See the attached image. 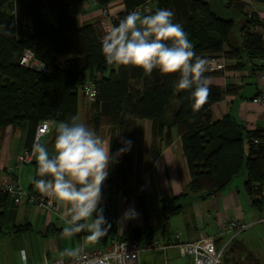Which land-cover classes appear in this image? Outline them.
<instances>
[{"label": "trees", "instance_id": "obj_1", "mask_svg": "<svg viewBox=\"0 0 264 264\" xmlns=\"http://www.w3.org/2000/svg\"><path fill=\"white\" fill-rule=\"evenodd\" d=\"M82 1L85 0H75ZM97 1L102 5L110 2ZM147 1L123 0L124 10L111 19L112 25ZM223 5L241 15L240 26L232 13L221 16L210 0H159L151 13L160 8L173 11L174 22L182 25L195 52L204 59L224 56L236 59L235 67L241 68L264 58V38L254 30L256 14L253 12V17L248 18L245 3L237 0H227ZM235 28L239 35L237 44L231 41ZM104 35L100 22L79 26L67 0H0V134L7 126L18 128L26 124L29 147L40 122L67 121L78 115L81 86L91 81L96 95L85 124L95 132L108 129L114 156L125 146V140L132 142L131 149L110 165L107 187L113 192L133 191L128 186L133 174L135 127L138 120L146 119L151 122L149 164H153L163 146L170 144L171 129L175 127L191 175L188 192L212 195L244 174L242 189L251 206L264 211V130H248L230 116L219 120L211 116L212 104L231 87L209 84L207 103L193 114L191 90L179 91L175 86L178 74L161 75L154 70L146 76L140 68L108 65L101 52ZM25 50L45 63L48 72L19 63ZM60 56L68 57L59 61ZM221 72L207 70L205 75L211 78ZM173 101L178 103L176 109H172ZM33 165L37 168L36 162ZM136 193L143 204L140 177L136 179ZM165 209L173 214L180 207L169 204ZM107 228L114 230V225ZM146 233L147 229L134 230L133 237L143 238ZM227 254L237 256H233V264H262L240 243L229 245L222 263L229 264Z\"/></svg>", "mask_w": 264, "mask_h": 264}, {"label": "crops", "instance_id": "obj_2", "mask_svg": "<svg viewBox=\"0 0 264 264\" xmlns=\"http://www.w3.org/2000/svg\"><path fill=\"white\" fill-rule=\"evenodd\" d=\"M71 3V12L79 26L92 22H100L104 28L119 12L124 10L123 0H110L106 5L97 0H85ZM227 0H210L213 8L221 15L229 14L235 17L238 26L242 17L234 9L223 5ZM245 3L246 10H252L258 22L254 30L264 28V0H237ZM151 12H142V15ZM113 26V25H112ZM232 43L239 42L237 28L232 34ZM25 50L19 56L18 62L28 58ZM224 57V56H221ZM62 61L60 57H57ZM225 58L226 66L221 75L209 78V84L231 91L210 107L213 120L230 116L235 122L244 125L248 130H264V102L258 100L264 92V66L256 62L247 63L236 68V59ZM28 60V59H27ZM229 66V67H228ZM79 113L81 122L85 123L92 113V100L80 94ZM90 101V103L88 102ZM178 103L172 102V109ZM78 113V116H79ZM170 116V112L167 114ZM52 130V129H51ZM51 131L43 137V140ZM103 140L109 141L106 127L96 131ZM172 141L163 146L154 160L149 164V146L151 141V122L146 119L138 120L135 127V146L133 150V174L129 188L130 194L124 190L113 192L107 187V179L103 184L102 197L110 199V207L103 208V216L107 225L105 234L98 241L85 239L89 233L80 232L71 238L62 236L65 226L63 212L65 207L52 196L61 207V217L52 213L39 211L34 205L15 204L11 197L0 196V264H44L45 261L61 257L65 249H93L106 246L113 237H133L134 230H145L143 238L156 236L164 242H175L174 233H179L180 242H190L203 236H215L219 224L224 219L237 218L250 224L249 228L239 234L232 242L240 243L245 249L255 255L264 264V211L254 209L244 193V174L238 175L226 188L212 195L206 192H188L187 186L191 180L186 158L182 151V143L175 127L171 129ZM28 138V126L13 128L7 126L0 134V175L8 165L15 163L16 157L25 151ZM40 142V141H39ZM42 142V141H41ZM35 165H24L16 168L15 176L26 189L39 193L32 181L36 179ZM141 178L143 188V204L136 193V179ZM41 194V193H40ZM179 206L177 213L168 214L165 206ZM126 210L136 213L135 219H124ZM106 225V227H107ZM26 226L27 228H23ZM108 230V231H107ZM106 232H108L106 234ZM230 237L205 240L202 245L215 252ZM230 244V245H231ZM21 250L26 253V261L21 260ZM236 255H226L229 264H233ZM242 256V255H241ZM67 257V256H65ZM191 255H182L176 246L169 247L164 252H146L140 255L139 264H193ZM225 264V262H223ZM228 264V263H227Z\"/></svg>", "mask_w": 264, "mask_h": 264}, {"label": "clouds", "instance_id": "obj_3", "mask_svg": "<svg viewBox=\"0 0 264 264\" xmlns=\"http://www.w3.org/2000/svg\"><path fill=\"white\" fill-rule=\"evenodd\" d=\"M175 13L160 8L142 15L129 12L111 27L101 41V52L108 65L140 68L146 76L154 70L161 75H176L179 91L191 90V110L195 114L207 103L210 96L206 59L197 55L194 45L182 25L174 22ZM45 128L54 130L53 152L35 141L31 154L36 161L38 179L35 189L45 196H54L65 207V226L62 236L71 238L87 232L88 241H98L106 231L103 216V184L116 157L131 149L132 142L125 140L115 156L110 142L103 140L95 130L81 122L78 115L67 121H46ZM124 219H135L136 213L126 210ZM80 249H65L61 258L75 257ZM21 260L26 253L21 250Z\"/></svg>", "mask_w": 264, "mask_h": 264}, {"label": "built area", "instance_id": "obj_4", "mask_svg": "<svg viewBox=\"0 0 264 264\" xmlns=\"http://www.w3.org/2000/svg\"><path fill=\"white\" fill-rule=\"evenodd\" d=\"M159 0H149L143 5L135 8L133 11L152 12L158 4ZM253 0H249L248 3H252ZM248 18L253 17L252 10H246ZM113 27L111 22L105 27V34ZM264 38V28L258 30ZM28 58H23L20 63L40 70L42 72H48V67L45 63L39 61L31 51ZM28 59V60H27ZM207 70L210 71H223L226 66L224 57H212L206 59ZM259 66H264V58H259L255 61ZM264 75V74H262ZM80 93L87 99L93 100L96 95V88L93 82L86 81L80 89ZM259 101L264 102V92L259 96ZM42 121L38 124L34 139L29 147L24 152L16 157L13 165H8L0 175V193L7 194L12 198L15 204L27 203L34 205L37 210L52 213L57 217H61V207L54 201L52 196H45L37 192L30 191L23 187L16 178V168H20L24 165H32L36 161L31 154V148L35 141H40L41 138L46 136L51 129L45 128V122ZM255 142H258L256 139ZM264 196V190L261 192ZM111 202L107 197H102L100 207H110ZM264 221V218H261ZM250 224L242 222L237 218L224 219L217 229L215 236H203L198 240L190 242H180L179 233H174L175 242H164L158 239L156 236L149 238H135V237H113L111 241L103 247H96L93 249H86L82 247L77 252L75 257H56L51 260H47L44 264H139L140 255L146 252H164L169 247L176 246L182 255H191L194 258L193 264H221L223 256L231 242L242 232L249 228ZM229 234L230 237L226 240L215 252L206 249L202 243L205 240L223 237Z\"/></svg>", "mask_w": 264, "mask_h": 264}, {"label": "rangeland", "instance_id": "obj_5", "mask_svg": "<svg viewBox=\"0 0 264 264\" xmlns=\"http://www.w3.org/2000/svg\"><path fill=\"white\" fill-rule=\"evenodd\" d=\"M221 16L228 17L229 14L222 13ZM67 57L68 56H60V59L64 60ZM81 99H82V97H81V95H79V100H81ZM88 102L90 103V101H88ZM79 117L81 119L80 113H79ZM54 137H55V132H54V130H51V133L44 140H43V138L40 139V142L42 141L41 143H44L48 147L50 154H52V152H53ZM221 264H223V263H221Z\"/></svg>", "mask_w": 264, "mask_h": 264}]
</instances>
